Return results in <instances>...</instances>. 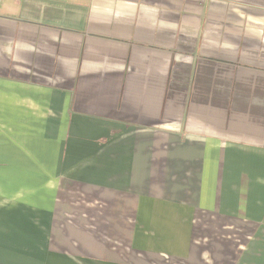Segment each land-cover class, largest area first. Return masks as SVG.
<instances>
[{"label": "crops", "instance_id": "1", "mask_svg": "<svg viewBox=\"0 0 264 264\" xmlns=\"http://www.w3.org/2000/svg\"><path fill=\"white\" fill-rule=\"evenodd\" d=\"M0 264H264V0H0Z\"/></svg>", "mask_w": 264, "mask_h": 264}]
</instances>
